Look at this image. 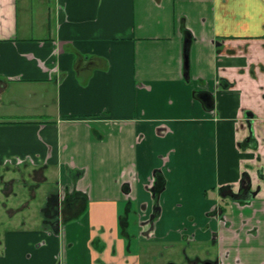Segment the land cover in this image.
<instances>
[{
    "label": "crops",
    "instance_id": "1",
    "mask_svg": "<svg viewBox=\"0 0 264 264\" xmlns=\"http://www.w3.org/2000/svg\"><path fill=\"white\" fill-rule=\"evenodd\" d=\"M261 166L264 0H0V264H155L193 231L264 264ZM245 172L253 203L222 199Z\"/></svg>",
    "mask_w": 264,
    "mask_h": 264
},
{
    "label": "flooded vegetation",
    "instance_id": "2",
    "mask_svg": "<svg viewBox=\"0 0 264 264\" xmlns=\"http://www.w3.org/2000/svg\"><path fill=\"white\" fill-rule=\"evenodd\" d=\"M251 122H248L247 120V127L250 131V136L246 138V140L257 148L259 146L258 140L255 138V131H254V122L253 117L250 119ZM252 129V130H251ZM259 178L264 179V166L262 168H258L257 170ZM248 173V172H246ZM249 174V173H248ZM250 176V174H249ZM250 182L251 185L248 186L247 182L244 180L241 181L240 185L235 188L233 185H227L220 188V194L222 199H231L232 202H237L239 206L244 205H251L256 197H258L259 193L261 192L262 186L260 184H257L255 187L252 183V178L250 176ZM222 188H227L229 191L227 194L222 193ZM227 206V205H225ZM219 207V211L221 209L222 213L223 210L225 211V207ZM156 212L151 216L152 219L155 218ZM227 226L229 224L227 223ZM197 232L193 231L191 233H188L185 235V242L183 245L179 248L175 246H169L165 247L167 250L169 249H180L183 259L181 261H177L173 257L168 264H230L227 262V259H225L224 256H222V251L220 249V244L218 240V233H214L211 237L210 241L206 242H200L196 241ZM141 245V244H140ZM142 246V245H141ZM140 246V248H141ZM167 264V263H166ZM236 264H241L239 261L236 262Z\"/></svg>",
    "mask_w": 264,
    "mask_h": 264
},
{
    "label": "rangeland",
    "instance_id": "3",
    "mask_svg": "<svg viewBox=\"0 0 264 264\" xmlns=\"http://www.w3.org/2000/svg\"><path fill=\"white\" fill-rule=\"evenodd\" d=\"M263 166H261L262 168ZM35 172H34V169L33 168H26V167H21L19 170L16 171V173L14 174V176L16 178H26L27 181H29V184H32L34 183L32 180H33V176H34ZM66 175V174H65ZM60 175L58 177V174H56V171H54L53 169H48L46 170V181L42 184L41 182L39 183L40 185L37 186L38 184H36V187H34V189H36L35 193H37V197L35 198V201H34V204H40V202L45 198L46 196V199L48 196H50L51 194L55 193L56 190H57V186H58V181H60ZM25 194L26 192H30L28 189H26V191H24ZM21 194V193H20ZM229 202H232L231 199H228ZM224 205H227V203H224ZM230 208V207H228ZM134 212H132L131 214V219H132V222H135L134 220H137L135 218V216L133 215ZM135 223H132V226H131V230H136V226L133 225ZM133 245H134V249L138 252L139 249H140V244L137 243L136 241L134 242L133 240ZM141 245L144 246V244L142 243ZM139 246V249H137ZM128 253V252H127ZM151 257L152 259H155L156 262L155 264H163V263H169V261L175 257L174 259H176L177 261H181V259H183V255L180 251V249H169L167 250L165 247H160L158 246V248L155 250V253L153 254V249H151ZM167 260H169L167 262Z\"/></svg>",
    "mask_w": 264,
    "mask_h": 264
},
{
    "label": "trees",
    "instance_id": "4",
    "mask_svg": "<svg viewBox=\"0 0 264 264\" xmlns=\"http://www.w3.org/2000/svg\"><path fill=\"white\" fill-rule=\"evenodd\" d=\"M183 30H184V34H186L188 37L191 36L190 32L186 28H184ZM188 54H189V43L187 44L186 50H185V55H188ZM242 180L243 181L245 180L247 182L248 186L251 185L250 176H249L248 173H246V172L244 173V176H243V179ZM164 186H165V178H164V176L161 173H158L156 175V177H155V181H154V184H153V187H152V189H153L156 197H158L159 193L164 189ZM124 188L127 189L128 188V185L125 184L124 185ZM228 191L229 190L227 188H222V193L223 194H227ZM78 195H80V193L77 192V190H74L70 195L68 194L67 196L76 197ZM54 196H55V194H51L50 195L49 202H48V204L46 206V209H49L50 207L53 208L52 205H51V203L53 204V197ZM81 196H82V194H81ZM64 201H65V199L62 201V208H63V205H64ZM53 205H55V203ZM55 207H56V205H55ZM55 213H56V211H55ZM62 213H63V210H62ZM56 216L58 218V214L57 213H56Z\"/></svg>",
    "mask_w": 264,
    "mask_h": 264
},
{
    "label": "water",
    "instance_id": "5",
    "mask_svg": "<svg viewBox=\"0 0 264 264\" xmlns=\"http://www.w3.org/2000/svg\"><path fill=\"white\" fill-rule=\"evenodd\" d=\"M186 42H188V40H186ZM185 58H186V60H185V67H186V68H185V74H186V76H188V74H189V73H188V72H189V71H188V70H189L188 55H185ZM252 117H253V116H252V114H250V113L247 115V118H248L247 120H248V122H251L250 119H251ZM251 130H252V129H251Z\"/></svg>",
    "mask_w": 264,
    "mask_h": 264
}]
</instances>
